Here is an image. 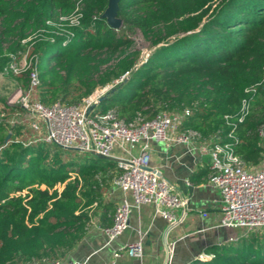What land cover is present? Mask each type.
Listing matches in <instances>:
<instances>
[{
	"label": "trees",
	"instance_id": "16d2710c",
	"mask_svg": "<svg viewBox=\"0 0 264 264\" xmlns=\"http://www.w3.org/2000/svg\"><path fill=\"white\" fill-rule=\"evenodd\" d=\"M108 2L0 0V70L10 54L26 48L36 57L37 96L44 105L78 104L109 87L93 114L113 108L127 124L189 109L181 130H195L202 139L232 132L243 164L258 167L264 86L255 94L246 90L264 79V0H120L118 29L102 17ZM77 8L78 25L60 20ZM60 23L70 33L54 32ZM136 31L151 49L147 56L135 46ZM13 78L29 84L28 72ZM251 95L238 122L242 101ZM2 108L14 110L4 96ZM67 151L76 150L0 122V264L63 259L95 217L112 226L117 205L105 193L121 171L118 161L79 151V159L69 160ZM207 253L192 264H264V229L212 245Z\"/></svg>",
	"mask_w": 264,
	"mask_h": 264
},
{
	"label": "built area",
	"instance_id": "2783aa9c",
	"mask_svg": "<svg viewBox=\"0 0 264 264\" xmlns=\"http://www.w3.org/2000/svg\"><path fill=\"white\" fill-rule=\"evenodd\" d=\"M81 13L77 11L69 17H60L70 25H78ZM50 25H56L47 22ZM59 24L58 34L70 33ZM43 32L44 30H40ZM35 34L22 40L26 43ZM1 70L4 75L16 76L28 72L29 84L23 87L17 82V89L6 97V104L14 106L12 113L5 108L0 109V122L5 121L12 128L20 127L22 132L29 133L34 139L41 140L64 149H72L81 153H92L109 156L118 161L121 168L113 184L124 194L123 200L117 204L113 223L103 227L109 238L121 234L129 226V218L133 208L141 204L152 203L155 214L160 215L173 225L185 214L188 199L176 192L172 184L163 177L159 170L151 166V141L171 143H192L202 141L199 148L207 152L211 158L212 172L208 182L218 188L221 194L219 225L243 228L245 232L264 229V159L256 167H247L235 152L237 136L228 133L229 140L219 133L202 139L195 130H181L184 112L160 111L152 118L141 116L133 123L127 124L119 118L115 109L103 113L93 111L109 87L98 88L81 102L66 105L59 101L44 105L38 98L37 87L40 83L35 67V55H29L27 49L22 62H16L15 54ZM261 83L246 91L255 94ZM253 95L243 99L237 121H243L249 111ZM92 110L88 112V108ZM228 118L227 116H225ZM236 125V122H230ZM118 151V152H117ZM127 194L132 197V202ZM181 210L178 214L176 211ZM124 250L131 256L142 257L143 243L141 238L126 244ZM120 252H115L117 257ZM206 256H200L204 259ZM28 264H40L33 261ZM44 264H63L62 259H53Z\"/></svg>",
	"mask_w": 264,
	"mask_h": 264
},
{
	"label": "crops",
	"instance_id": "0c3cea01",
	"mask_svg": "<svg viewBox=\"0 0 264 264\" xmlns=\"http://www.w3.org/2000/svg\"><path fill=\"white\" fill-rule=\"evenodd\" d=\"M201 143H150L151 166L188 199L184 217L178 223L171 225L155 214L154 204H141L133 208L129 226L111 239L95 217L84 237L62 259L63 264H192L200 256L208 257V247L242 236L243 228L219 225L221 194L208 182L211 158L199 148ZM127 196L132 202L131 195ZM123 197L113 183L105 193V200L116 205ZM176 212L180 214L181 210ZM140 238L142 257L129 255L124 247ZM115 252L120 255L115 257Z\"/></svg>",
	"mask_w": 264,
	"mask_h": 264
},
{
	"label": "rangeland",
	"instance_id": "374dc122",
	"mask_svg": "<svg viewBox=\"0 0 264 264\" xmlns=\"http://www.w3.org/2000/svg\"><path fill=\"white\" fill-rule=\"evenodd\" d=\"M132 38L135 39V46L141 50V57L147 56L151 49L149 48V45L147 41L143 38V35L141 34L140 31H136L135 33L131 34ZM24 43V42H22ZM27 49H19L15 53V60L16 62H22L25 58ZM9 58H12L9 57ZM1 70H0V96H7L9 94H12L16 89H17V81L13 78L11 75H4L2 77L1 75ZM77 152L76 151H67L65 153L66 157L69 160L72 159H79L77 157ZM81 155H87V153H82Z\"/></svg>",
	"mask_w": 264,
	"mask_h": 264
},
{
	"label": "water",
	"instance_id": "95a60500",
	"mask_svg": "<svg viewBox=\"0 0 264 264\" xmlns=\"http://www.w3.org/2000/svg\"><path fill=\"white\" fill-rule=\"evenodd\" d=\"M119 1L120 0H109L107 8L105 9V11L102 14V17L106 19L107 23L110 26L117 28V29L122 26V20L117 16ZM91 110H92V107L88 108L87 111L90 112ZM7 138H9V135ZM92 154L94 156L100 158V159H109L110 158L109 156L99 154L96 151H93Z\"/></svg>",
	"mask_w": 264,
	"mask_h": 264
}]
</instances>
